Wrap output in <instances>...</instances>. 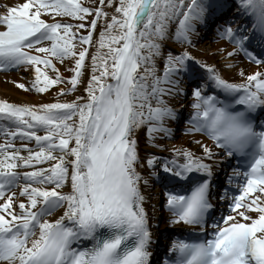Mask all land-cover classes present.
I'll list each match as a JSON object with an SVG mask.
<instances>
[{
	"label": "snow or ice",
	"instance_id": "obj_1",
	"mask_svg": "<svg viewBox=\"0 0 264 264\" xmlns=\"http://www.w3.org/2000/svg\"><path fill=\"white\" fill-rule=\"evenodd\" d=\"M237 6L250 26H218L225 62L197 57L210 10ZM13 72L42 99L0 97V264H152L158 206L198 234L163 264H264V0H0V73ZM187 96L190 138L166 144L182 111L169 101ZM234 154L250 158L228 177L239 194L214 195Z\"/></svg>",
	"mask_w": 264,
	"mask_h": 264
},
{
	"label": "bare ground",
	"instance_id": "obj_2",
	"mask_svg": "<svg viewBox=\"0 0 264 264\" xmlns=\"http://www.w3.org/2000/svg\"><path fill=\"white\" fill-rule=\"evenodd\" d=\"M87 1H90V0H87ZM16 2H19V0H16ZM44 19H47V18H44ZM197 32L198 34L195 37V44L192 49L193 53L197 57L203 58L206 61L216 63L218 66L219 64L224 63L225 62L224 58L220 54L214 55L215 50L219 46H221L223 41L222 40L215 41L213 38H206L203 42H199L200 35L202 34V32L198 30ZM180 47L181 46L179 44L171 40L165 42L166 51L170 48L179 49ZM235 62L238 64L239 67H243V68L254 69L257 67V66H253L249 64L248 62L244 61L240 56L235 58ZM224 75L232 79L239 78V75L236 69L228 70L224 72ZM18 77H19V74L16 72L8 73V74L0 73V96L1 97H6V98H9L11 101H17V102H20V101L35 102V101H39L42 99L41 95L35 94V93H29L24 90L18 89L16 86H14L13 83L10 82L11 79L18 78ZM68 98H72V97H68ZM191 101H192L191 98H189V100H186L183 97H180V98H172L170 99L169 102L174 107H178L179 109H181L182 111L180 113L188 114V113H191L192 111ZM186 124L187 123H185V125ZM172 126L175 130L179 128V126H177L176 123H173ZM140 135H141V138H143V133H141ZM175 137H176L175 139L166 140L164 142L166 144H172V145L179 146V145H182V143L184 144L186 140L190 138L188 134L183 132V128H181L178 135H175ZM16 143H21V141L17 140ZM146 191H150L152 193L154 197V199L152 200V203H156L158 205L159 204V195H157L158 190L149 188V189H146ZM166 218L167 216L160 211V208L158 206L155 212V223L165 224ZM159 231L162 232V230H159Z\"/></svg>",
	"mask_w": 264,
	"mask_h": 264
},
{
	"label": "rangeland",
	"instance_id": "obj_3",
	"mask_svg": "<svg viewBox=\"0 0 264 264\" xmlns=\"http://www.w3.org/2000/svg\"><path fill=\"white\" fill-rule=\"evenodd\" d=\"M87 3H89V4L94 3V0L93 1H90V2H87ZM66 65H67V60H65L64 63H59L58 64V66L60 67V69L62 70V72L67 73V75H68L69 73L66 70Z\"/></svg>",
	"mask_w": 264,
	"mask_h": 264
}]
</instances>
